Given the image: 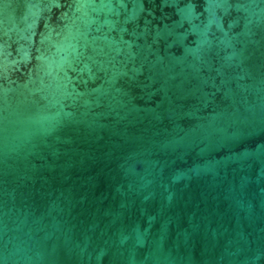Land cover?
Segmentation results:
<instances>
[{
    "label": "water",
    "instance_id": "1",
    "mask_svg": "<svg viewBox=\"0 0 264 264\" xmlns=\"http://www.w3.org/2000/svg\"><path fill=\"white\" fill-rule=\"evenodd\" d=\"M0 264H264V0H0Z\"/></svg>",
    "mask_w": 264,
    "mask_h": 264
}]
</instances>
